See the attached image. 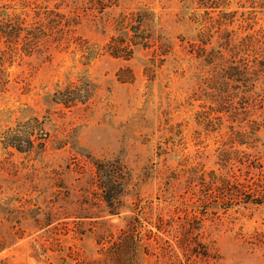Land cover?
<instances>
[{
    "label": "rangeland",
    "instance_id": "obj_1",
    "mask_svg": "<svg viewBox=\"0 0 264 264\" xmlns=\"http://www.w3.org/2000/svg\"><path fill=\"white\" fill-rule=\"evenodd\" d=\"M196 3L122 0L106 16L82 19L77 33L87 42L86 52L54 50L49 60L13 57L2 64L7 83L0 91V140L8 128L32 117L43 121L47 134L37 154L7 151L0 143V264H177L175 255L181 259L170 235L174 231L164 237L172 244L166 251L146 236L131 240L126 226L137 216L144 228L157 217L172 219L176 228L180 196L190 199L191 193L185 192L182 176L168 186L164 176L196 165L218 170L216 150L227 129L205 134L195 120L199 102L189 101L209 74L187 52V41L200 28L190 20L193 12L202 13ZM4 4L28 14L33 7L0 0V7ZM261 7L252 10L245 0H229L227 11H235L237 19L230 28L239 35L247 24L254 23L245 33L264 30ZM135 10L149 13L150 28L173 45L161 66L151 49L134 48L129 61L103 53L113 34L111 18ZM147 67L153 71L150 80ZM120 69L131 71V83L117 81ZM126 70L119 77H128ZM78 80L93 89L86 108L67 111L50 102L55 91ZM246 152H259L256 165L262 168L256 171L264 173V147ZM86 157H116L129 169L117 215L105 213L99 192L86 183L87 169L80 168ZM201 227L198 243L219 264H264V203L247 210L235 206Z\"/></svg>",
    "mask_w": 264,
    "mask_h": 264
},
{
    "label": "trees",
    "instance_id": "obj_2",
    "mask_svg": "<svg viewBox=\"0 0 264 264\" xmlns=\"http://www.w3.org/2000/svg\"><path fill=\"white\" fill-rule=\"evenodd\" d=\"M8 1H19L21 8L33 7L31 14L16 12L9 4L0 7V43L3 45L0 51V91L7 83L1 69L5 61L10 62L13 57L49 60L54 50L70 48L86 52L87 42L77 33L82 19L87 15L106 16V11L122 0ZM245 2L252 10L264 5V0ZM196 4L202 13L193 12L190 20L200 28L195 37L187 41V52L209 68V74L201 79L189 101L199 102L202 110L196 113L195 120L205 134L219 133L222 126L227 129L225 139L216 150L218 170H205L202 165H196L181 170V174L170 172L164 176L165 186L182 176L185 192L191 193L190 199L180 196L176 211L181 213L177 217L181 222L176 228L172 226V219L163 220L161 217L153 222L146 221L149 228H144L136 216L127 223L126 231L131 240L141 241L146 236L166 251L172 250V244L164 237L174 231L170 235L181 253V259L175 255L177 264H219V258L198 243L202 223L227 215L235 206L247 210L262 207L264 203V193L260 191V188L264 190V173L256 171L262 168V165H256V161H260L256 156L259 152H246L264 147V30L245 33L253 29L254 23L243 28V35L231 29L237 19L235 11H227L229 0H197ZM151 22L152 16L146 11L117 13L111 18L113 34L104 44L103 53L129 61L134 48L151 49L161 66L172 54L173 45L154 33ZM125 70H118L117 81L131 83L130 70H126L128 77H119V73ZM144 73L148 80L152 78L149 73L153 71L149 67ZM92 98L91 86L78 80L67 82L55 91L50 102L70 111L79 105L86 108ZM46 134L43 121L32 117L8 128L1 134L0 143L7 151L13 149L17 153L37 154L43 151ZM86 158L81 167L77 165L87 169L86 183L99 192L105 213L117 215L120 210L117 202L131 178L129 169L116 157Z\"/></svg>",
    "mask_w": 264,
    "mask_h": 264
}]
</instances>
